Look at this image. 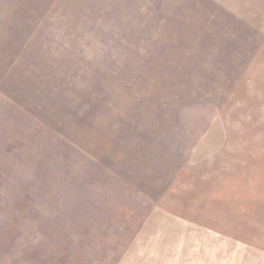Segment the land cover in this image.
Here are the masks:
<instances>
[{
  "label": "rangeland",
  "instance_id": "1",
  "mask_svg": "<svg viewBox=\"0 0 264 264\" xmlns=\"http://www.w3.org/2000/svg\"><path fill=\"white\" fill-rule=\"evenodd\" d=\"M0 264H264V0H0Z\"/></svg>",
  "mask_w": 264,
  "mask_h": 264
},
{
  "label": "crops",
  "instance_id": "2",
  "mask_svg": "<svg viewBox=\"0 0 264 264\" xmlns=\"http://www.w3.org/2000/svg\"><path fill=\"white\" fill-rule=\"evenodd\" d=\"M139 173H142V172H139Z\"/></svg>",
  "mask_w": 264,
  "mask_h": 264
}]
</instances>
